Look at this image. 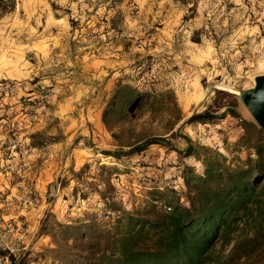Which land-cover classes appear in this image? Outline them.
<instances>
[{"label": "rangeland", "instance_id": "374dc122", "mask_svg": "<svg viewBox=\"0 0 264 264\" xmlns=\"http://www.w3.org/2000/svg\"><path fill=\"white\" fill-rule=\"evenodd\" d=\"M6 4L13 7L0 16V71L8 75L0 82L13 81L17 88L11 96L0 95V131L5 133L0 150L4 157L14 158L9 167L0 168V203L8 202L0 205V215L23 221L25 250L14 263L22 259L24 264H58L43 225L49 231L56 222L104 218L107 212L97 195L91 192L81 198L87 190L71 173L83 164L88 166L82 175L87 181L91 180L87 174L98 172L100 165L112 168L117 198L129 211L150 189L178 190L182 164L200 171L194 158L179 157L155 144L129 157L105 156L101 150L114 148V141L104 126L96 131L84 121L83 104L74 109L78 120L60 123L55 110L62 99L73 96L83 103L90 90L91 75L80 74L72 65L73 55L89 52L104 59L100 66L106 71L100 77L109 79L110 85L103 107L115 84L127 83L155 96L154 101L149 99L154 107L169 106L174 99L182 116L179 122L203 110L214 89L236 95L264 73V0H6ZM40 94L46 98L41 106L33 104L35 117L14 130L9 120L18 114L7 111L8 102L19 105V96ZM149 107L144 102L133 111L137 124L163 116L157 109L149 115ZM237 110L251 119L241 103ZM81 126L89 135L80 133ZM180 132L192 144L211 146L230 158L240 128L226 115L215 124L182 125ZM34 133L44 138L31 139ZM31 140L38 145L30 146ZM171 144L183 149L185 141L177 137ZM236 154L243 158L245 152Z\"/></svg>", "mask_w": 264, "mask_h": 264}, {"label": "trees", "instance_id": "16d2710c", "mask_svg": "<svg viewBox=\"0 0 264 264\" xmlns=\"http://www.w3.org/2000/svg\"><path fill=\"white\" fill-rule=\"evenodd\" d=\"M12 7L0 0V16ZM150 97L154 101L155 96L135 86L115 84L100 115L114 148L100 153L119 159L155 144L179 157L194 158L200 171L182 164L178 190L150 189L131 211L117 198L112 168L100 165L98 172L87 174L89 181L82 176L88 171L86 164L71 171L87 190L81 198L94 192L107 213L101 219L56 222L49 231L48 225L41 227L53 241L58 264H264V129L243 118L237 96L222 89H214L210 103L181 122L174 99L158 108ZM144 102L150 106L149 115L157 109L163 116L137 124L133 111ZM226 115L240 128L230 158L211 146L192 144L180 132L182 125L215 124ZM36 137L44 138L40 133L31 135ZM177 137L185 141L183 149L171 144ZM36 145L31 140L30 146ZM240 150L245 152L243 158L236 154ZM13 261L11 257V264H24L22 259Z\"/></svg>", "mask_w": 264, "mask_h": 264}, {"label": "crops", "instance_id": "0c3cea01", "mask_svg": "<svg viewBox=\"0 0 264 264\" xmlns=\"http://www.w3.org/2000/svg\"><path fill=\"white\" fill-rule=\"evenodd\" d=\"M72 62L73 66L77 65L79 72H81V75H84V73H88L89 75H91L88 76L89 78H91V81H88L87 83V88H90V90L87 95V100H84L83 103H81L80 101H75V99H73V96L71 98L62 99V102L58 105V109L55 110L57 112L58 117H61L60 123L65 121V119H68V121L70 122L78 120L77 118L79 113L77 112V116L74 115V109L78 108L76 107L78 106V104H83V107L85 108V111L82 114L84 121L89 122L90 124L92 123V126L95 128L96 131H101L103 125L100 121V115L105 102L104 100L106 97V90L109 87L108 85H110L109 79H101L100 77V73L106 71L105 69H103V67L100 66V63L104 62V59H100L98 57L93 56V54L86 52L79 53L77 57L73 55ZM7 75V72L0 71L1 78H6ZM21 75L22 77H24V73H21ZM73 85L74 84H71V88H75ZM82 86H79L80 90H84V87ZM8 104L9 107L7 108V111L18 114L20 106L16 102H14V100H10ZM1 120L2 119H0V121ZM81 128L82 126L77 129ZM90 131L92 132V129ZM63 133L66 134L67 132ZM80 133H86V135H89V131L86 127L84 129H81ZM4 134L5 133H2L0 131V137L4 136ZM12 161H14V158L8 159L4 157L0 150V168L9 167L8 163Z\"/></svg>", "mask_w": 264, "mask_h": 264}, {"label": "built area", "instance_id": "2783aa9c", "mask_svg": "<svg viewBox=\"0 0 264 264\" xmlns=\"http://www.w3.org/2000/svg\"><path fill=\"white\" fill-rule=\"evenodd\" d=\"M16 88V84L13 81L3 80L0 82V95L11 96L15 93ZM45 98L46 96L44 94L32 97L19 96L18 102L20 109L18 115H16L14 119L9 120L10 126L14 130H19L24 127L26 121L35 117V110H32L33 104L41 106ZM34 99H36L35 102ZM7 204V199L4 200V204L0 203V205ZM163 208L166 211L170 209L169 206L166 205H163ZM24 234L25 228L22 220L18 218L4 219L3 216L0 215V264H10L11 257L14 260L19 253L25 250Z\"/></svg>", "mask_w": 264, "mask_h": 264}, {"label": "water", "instance_id": "95a60500", "mask_svg": "<svg viewBox=\"0 0 264 264\" xmlns=\"http://www.w3.org/2000/svg\"><path fill=\"white\" fill-rule=\"evenodd\" d=\"M236 96L252 121L264 129V73L255 75L252 86L238 90Z\"/></svg>", "mask_w": 264, "mask_h": 264}]
</instances>
